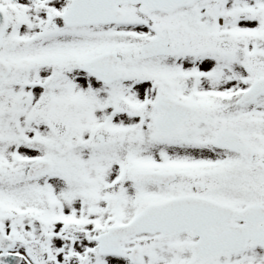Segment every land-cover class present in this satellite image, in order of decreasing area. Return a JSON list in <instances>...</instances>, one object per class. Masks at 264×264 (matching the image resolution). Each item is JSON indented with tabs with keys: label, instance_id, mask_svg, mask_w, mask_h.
<instances>
[{
	"label": "snow or ice",
	"instance_id": "1",
	"mask_svg": "<svg viewBox=\"0 0 264 264\" xmlns=\"http://www.w3.org/2000/svg\"><path fill=\"white\" fill-rule=\"evenodd\" d=\"M0 264H264V0H0Z\"/></svg>",
	"mask_w": 264,
	"mask_h": 264
}]
</instances>
